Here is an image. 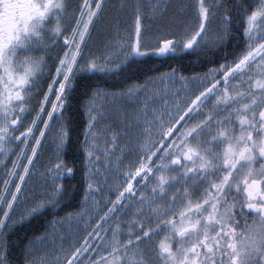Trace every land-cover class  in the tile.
<instances>
[{"label":"snow or ice","instance_id":"obj_1","mask_svg":"<svg viewBox=\"0 0 264 264\" xmlns=\"http://www.w3.org/2000/svg\"><path fill=\"white\" fill-rule=\"evenodd\" d=\"M229 41L206 71L108 90ZM0 165V264L47 217L20 264H264V0H0Z\"/></svg>","mask_w":264,"mask_h":264},{"label":"trees","instance_id":"obj_2","mask_svg":"<svg viewBox=\"0 0 264 264\" xmlns=\"http://www.w3.org/2000/svg\"><path fill=\"white\" fill-rule=\"evenodd\" d=\"M231 41H229V47L225 49H212L209 48L202 53L195 54H183L175 59L167 58H152L147 65L132 64L130 68H127L123 75L117 76L115 78L109 79L107 81L108 90L114 91L110 87L112 84L123 83L125 86L131 85L133 83H142L143 80L152 73L146 72L145 69L148 67L157 68L159 71H167L169 66H175L184 71L185 75H190L193 71L202 72L206 71L207 67H213L214 65L208 64L209 60H219L223 51H231ZM207 66V67H206ZM94 83L99 82L102 85L105 84L104 80L94 79ZM72 115V113H69ZM66 159H71V153L65 155ZM82 181L79 173L75 174V178L65 181V186L68 192L66 200L69 203V207L65 208L60 216L63 217L68 213H74L79 211L80 204L82 201ZM75 194V198H74ZM52 217H47L42 220H33L28 224L17 226L13 230V233L9 236V250L11 256L9 257L12 264H20L22 259L21 253L24 246L29 240L45 234V229L48 227V220ZM27 237V239H25Z\"/></svg>","mask_w":264,"mask_h":264},{"label":"rangeland","instance_id":"obj_3","mask_svg":"<svg viewBox=\"0 0 264 264\" xmlns=\"http://www.w3.org/2000/svg\"><path fill=\"white\" fill-rule=\"evenodd\" d=\"M109 4H114V3H117L118 0H108ZM110 13H111V9H110ZM129 23H131V21L129 20L128 21ZM105 39V36L103 33H97V34H94V43H96L98 46L100 44L101 41H103ZM176 88H179L180 85L179 83H177L175 85ZM135 101H124V100H121L120 101V105H127V104H131V103H134ZM106 103H110V102H106ZM119 106V105H118ZM53 155V146L51 144H46L44 145L43 147V151H42V154H41V160L42 161H46L49 157H51ZM38 171H43V167L38 165ZM3 176V173L0 175V177ZM35 183H39V177L37 176L36 177V180H35ZM37 191H39V189L37 188L36 189ZM107 196L108 194L105 193L104 194V199H107ZM97 199H99V197H97ZM59 227V226H57ZM65 227L66 228H72L73 231L75 232V222H73L72 224H65ZM77 238H78V234H77ZM36 247L38 248H41V249H47V250H51L49 247H48V244H44V245H36Z\"/></svg>","mask_w":264,"mask_h":264},{"label":"flooded vegetation","instance_id":"obj_4","mask_svg":"<svg viewBox=\"0 0 264 264\" xmlns=\"http://www.w3.org/2000/svg\"><path fill=\"white\" fill-rule=\"evenodd\" d=\"M14 157H9V162H8V167L9 169L11 168V163L10 161L13 160ZM4 169H3V165H0V175L3 173Z\"/></svg>","mask_w":264,"mask_h":264}]
</instances>
